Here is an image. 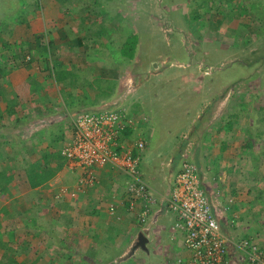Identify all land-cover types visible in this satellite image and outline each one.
<instances>
[{"label":"rangeland","instance_id":"rangeland-1","mask_svg":"<svg viewBox=\"0 0 264 264\" xmlns=\"http://www.w3.org/2000/svg\"><path fill=\"white\" fill-rule=\"evenodd\" d=\"M48 1L0 0V11L3 7L10 9V13L3 18L4 23L9 21L6 30L15 23H22V27L15 32L0 31V65L10 68L12 72L28 65H39V73L47 75L52 84L50 86L54 88L51 59H59L56 65L59 69L69 68L76 63L81 76L72 85L70 92L77 100H81V97L92 100L97 90L100 94L106 92L107 97L101 98L105 100L102 101V109L127 111L120 103L131 97L129 94L134 88L139 89L145 100H156L146 106L141 103L142 98H139L132 106L139 111H153L154 118L149 123L151 128L145 133L147 138H152L147 154L151 157L149 152L154 153L148 163L155 165L157 171H160L161 163L172 159L176 145L182 142L180 149L184 147V150L179 155L201 165L200 173L203 175L206 165L201 145L209 140L212 152L213 146H218L225 139L227 143L236 144L234 150L241 155L240 160L256 164V168L249 172L250 177L264 176V0ZM23 9H29L31 21L34 15L40 18L51 15L53 23L69 25L72 29L74 27L80 38L84 37L82 44L73 45V41L61 39L64 45H58L51 57L45 52L48 65L44 70L40 58L33 52L35 39L39 38L42 45H49L52 37H55L54 40L57 38L50 25L43 28L47 30L38 36L31 34V28H26V33H23L21 29L28 26V22L22 21ZM30 10L33 14H30ZM57 14L61 17L58 18ZM24 39L26 44L22 43ZM127 39L132 41L129 45H136L132 61L129 51L126 53L128 56L125 54L127 58L120 54V48ZM10 45L25 46L10 48ZM2 51L5 52L4 56L1 55ZM13 55L15 60L19 56L18 60L6 63V57L10 59ZM32 79H37L33 82L36 87L37 76ZM59 89L55 87L51 90L60 102L54 107L70 103L69 94ZM157 101H161L165 107ZM87 109L94 111L92 107ZM193 127H196V131ZM25 130H28V134L29 129ZM134 138L143 140L139 136ZM175 157L173 166L177 170L183 159ZM256 157L259 159L254 160ZM65 162L69 169L75 170ZM144 162L142 160L140 166ZM31 178L28 177V185L33 186ZM13 198L10 206H5L7 212L0 211V222L6 220V225L10 226L5 236L2 229L6 225L0 223V241L4 243L0 245V260L4 252L24 264H84L80 248L62 251L57 244L60 248L56 251L49 248L45 250L41 236L22 239L21 232L14 229L17 228L15 222L23 219L20 212L25 206L20 207V202L17 203ZM1 199L0 194V209ZM23 232L32 233L29 227H24ZM162 237L163 241L171 243L168 241V232H163ZM153 247L152 244L148 246L149 252ZM35 251L40 252L38 259L34 258L37 256ZM138 254L148 256L141 251ZM150 260L159 262L153 257Z\"/></svg>","mask_w":264,"mask_h":264},{"label":"crops","instance_id":"crops-1","mask_svg":"<svg viewBox=\"0 0 264 264\" xmlns=\"http://www.w3.org/2000/svg\"><path fill=\"white\" fill-rule=\"evenodd\" d=\"M48 2L51 3L50 0ZM22 11L23 23L28 22V26H31L23 27L21 29L23 33L31 28L32 33L29 30L28 32L38 36L43 28H48L50 25L53 35L57 38L54 40L55 37H52L49 45H42L39 38L35 39L36 47L33 52L40 58L39 62L44 66V70L48 65L47 56H45L46 51L40 48L47 46L48 52L51 50L54 53L58 45H64L61 39L73 41V45L82 44L81 40L84 37L80 38L79 32L74 27L72 29L69 25L53 23L51 15L48 17L45 15L43 18L34 15L35 18L31 21L29 9L25 10L26 13L24 9ZM9 13L10 9L7 7L1 9L0 31L11 33L22 27V23L18 22L6 30L9 21L6 20L4 23L3 18ZM30 14H33L31 10ZM57 17L61 16L57 14ZM80 22L82 24L83 20L80 19ZM80 34L84 35L81 30ZM22 43L26 44V39ZM20 46L25 45H10V48ZM121 50L122 47L120 54ZM1 55L4 56L5 52L2 51ZM6 58V63L9 64L17 61L19 56L16 60L14 55L10 57L11 60ZM134 58L135 54L130 60ZM58 60L56 57L51 59L55 77L54 88L50 86L51 82L48 81L50 79H47L49 77L39 73L41 69L39 65L32 67L28 65L13 72L9 68L8 73L0 78V171L5 169V177L11 178L7 189L0 191L2 195L0 211L6 213L5 206L9 207L11 198L14 197L17 203L20 202V207L25 206L20 212L23 219L15 222L19 230L14 229L16 232H21L22 239L28 236L29 239L41 236L40 240L45 242L43 248L45 250L49 248L56 251L60 247L62 251L80 248L85 259L84 264H182L188 253L184 249L182 240L174 233L175 215L165 206L177 171L173 166L176 161L175 156L181 157L179 152L181 154L184 150V147L183 150L180 149L182 142L176 145L172 159L160 164V171L155 169V165L148 163L154 153L149 152L151 157L147 154L152 138H147L145 132L151 128L149 123L154 118L153 111H139L134 109L132 104L142 98L141 103L148 106L151 100H145L141 97L139 89L134 88L129 94L132 98L123 99L120 104L127 109V111L121 110H125L137 120L138 128L133 131L130 138L139 136L146 142L147 148L142 159L145 162L140 166V173L141 179L147 185L150 198L139 200L131 209L127 194L131 179L111 166L95 170L96 179L93 186L81 187L78 182L82 177V171L79 168H75L74 171L69 169L61 158L60 150L64 141L71 136V115L88 111L87 108L91 107L94 110L104 108L102 101L105 100L101 98L107 97V94L106 92L100 94L97 90L92 100L85 97L77 100L70 89L81 76V72L76 69L79 67L75 63L69 68L59 69L56 66ZM34 76L38 78L36 87L33 82L37 79H32ZM62 86L65 89H61ZM55 87L60 88V92L64 90L69 94V104L54 107L57 102L60 104L51 91ZM154 102L156 100H152L151 103ZM160 105L165 107L163 103ZM122 106L119 107L123 108ZM202 111L203 108L200 112ZM156 115L157 112L155 117ZM26 128L29 129L28 134ZM194 129L196 131V127H193ZM224 140L222 139L218 146L214 145L212 152L209 149V140L201 145L202 157L206 165V172L203 175L200 173L201 165L194 163L199 171L202 188L215 211L224 236L229 241V257L232 264H248L237 251V243L252 238L264 247V176L250 177L249 172L256 168V164L251 165L248 160H240L241 155L234 150L236 144ZM209 151V155L206 154L204 157ZM258 159L256 157L254 160ZM29 176H32L33 186L28 185ZM61 189L70 190L74 196L58 197ZM111 206H114L113 211L110 210ZM143 210L147 211V215L145 221L141 223L138 218ZM0 223L6 225L7 221L2 220ZM21 226L23 229L29 227L32 233L25 234ZM2 230L7 236L8 231L5 228ZM140 232L147 239L145 249L135 248ZM163 232H168V241L171 243L163 241ZM57 244L60 247H57ZM150 244L154 246L151 252L148 249ZM140 251L147 253L148 256L138 254ZM38 252L35 251L37 256L34 258H39L40 252ZM151 257L157 258L159 262L150 260ZM18 262L24 264L23 261L18 260Z\"/></svg>","mask_w":264,"mask_h":264},{"label":"built area","instance_id":"built-area-1","mask_svg":"<svg viewBox=\"0 0 264 264\" xmlns=\"http://www.w3.org/2000/svg\"><path fill=\"white\" fill-rule=\"evenodd\" d=\"M71 128L60 155L82 171L78 182L81 187L93 186L95 170L111 166L131 179L127 187L131 209L139 200L150 198L140 173L146 143L126 135L127 130L138 128L132 115L118 109L81 111L72 116ZM182 159L165 205L175 215L174 233L188 253L182 264H232L229 241L202 188L199 171L187 157ZM60 194L74 196L68 189H62ZM113 209L111 206L110 210ZM146 215V210L139 213V222L143 223ZM237 251L248 264H264V247L252 238L239 241Z\"/></svg>","mask_w":264,"mask_h":264},{"label":"trees","instance_id":"trees-1","mask_svg":"<svg viewBox=\"0 0 264 264\" xmlns=\"http://www.w3.org/2000/svg\"><path fill=\"white\" fill-rule=\"evenodd\" d=\"M131 42L132 41H130V39H127L126 42L123 44V47H122V50H121L123 56H126V55L128 56V54H126V53H127V51H129L130 59L133 57L134 48L136 46V45H129ZM135 43H136V41L134 42V44ZM127 47L129 48V50L127 49ZM40 49L42 51L48 52L47 46H43ZM51 54H52V51L50 50L48 52V55H51ZM7 73H8V71H7L6 67L3 66V65H0V78H1V76L6 75ZM5 171H6L5 169H2V171H0V191L6 190L7 189V185L10 184V181H11L10 177L9 178L5 177ZM5 228L8 231L10 226L6 225ZM0 245L3 246V243L1 241H0ZM0 264H18V261L16 260L15 257L8 256L7 253H4L3 254V258L0 260Z\"/></svg>","mask_w":264,"mask_h":264},{"label":"water","instance_id":"water-1","mask_svg":"<svg viewBox=\"0 0 264 264\" xmlns=\"http://www.w3.org/2000/svg\"><path fill=\"white\" fill-rule=\"evenodd\" d=\"M146 243H147V239L145 235L142 232H140L138 234L137 241L135 243V248L140 247L142 249H145Z\"/></svg>","mask_w":264,"mask_h":264},{"label":"clouds","instance_id":"clouds-1","mask_svg":"<svg viewBox=\"0 0 264 264\" xmlns=\"http://www.w3.org/2000/svg\"><path fill=\"white\" fill-rule=\"evenodd\" d=\"M48 55V54H47ZM50 56V55H49ZM28 59H30L29 57H28ZM108 109H111V108H108ZM100 110H102V109H99V110H94V111H100ZM113 110H117V109H113ZM118 110H121V109H118ZM125 111V110H124ZM129 114V113H128ZM132 130H127V132H126V135H127V137L128 136H130L131 137V134H132ZM145 142V141H144ZM146 143V142H145ZM147 148V147H146ZM144 154H145V152H144ZM62 158V157H61ZM181 158H183V157H181ZM63 159V158H62ZM189 159V161H190V158H188ZM64 160V159H63ZM66 161V160H65ZM192 162V161H191ZM195 164V163H194ZM141 165V164H140ZM179 167H180V165H179ZM197 167V166H196ZM179 169V168H178ZM178 169H177V171H178ZM198 169V168H197ZM176 171V172H177ZM173 184V183H172Z\"/></svg>","mask_w":264,"mask_h":264}]
</instances>
